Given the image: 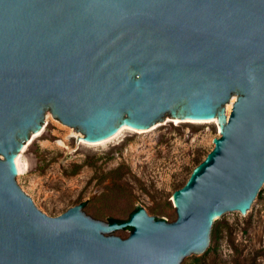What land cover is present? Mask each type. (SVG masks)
Returning a JSON list of instances; mask_svg holds the SVG:
<instances>
[{
  "label": "water",
  "instance_id": "obj_1",
  "mask_svg": "<svg viewBox=\"0 0 264 264\" xmlns=\"http://www.w3.org/2000/svg\"><path fill=\"white\" fill-rule=\"evenodd\" d=\"M48 109L90 141L217 113L222 134L176 190L175 220L141 204L129 218H96L89 198L50 215L16 179ZM0 153V264L209 256L213 224L247 216L264 193V0H0Z\"/></svg>",
  "mask_w": 264,
  "mask_h": 264
},
{
  "label": "rangeland",
  "instance_id": "obj_2",
  "mask_svg": "<svg viewBox=\"0 0 264 264\" xmlns=\"http://www.w3.org/2000/svg\"><path fill=\"white\" fill-rule=\"evenodd\" d=\"M228 103L226 120L231 112ZM45 119L18 153L21 170L16 179L50 215L89 198L83 209L96 218H129L141 204L150 215L175 220L176 190L222 134L219 120L176 122L167 117L143 130L126 127L96 142L83 139L85 133L53 117L50 109ZM216 222L220 233L214 234L211 254L190 258L185 264H264V193L247 216L237 211ZM131 230L120 227L111 233L126 237Z\"/></svg>",
  "mask_w": 264,
  "mask_h": 264
},
{
  "label": "bare ground",
  "instance_id": "obj_3",
  "mask_svg": "<svg viewBox=\"0 0 264 264\" xmlns=\"http://www.w3.org/2000/svg\"><path fill=\"white\" fill-rule=\"evenodd\" d=\"M237 98H236V95H234V96H232V98L229 100V103H228V110L230 111L231 109H232V106H233V103L235 102V100H236ZM174 119H176V118H174ZM179 120V119H178ZM177 120V121H178ZM187 120H219V117H217V116H214V117H212V118H189V119H187ZM128 128V127H130V128H135V127H133V126H130V125H123V126H121L117 131H115L113 134H111V135H109V136H107L106 138H104V139H101V140H98V141H103V140H107V139H110V138H112V137H114V136H116L117 134H119V132H121L124 128ZM221 128V125H220V122H219V129ZM138 129V128H137ZM143 130V129H142ZM220 132L222 133V130L220 129ZM97 142V141H96ZM19 157H20V155L18 154L17 155V157H16V162H17V168H18V172L21 170V167H20V159H19ZM175 201H176V199H175Z\"/></svg>",
  "mask_w": 264,
  "mask_h": 264
},
{
  "label": "trees",
  "instance_id": "obj_4",
  "mask_svg": "<svg viewBox=\"0 0 264 264\" xmlns=\"http://www.w3.org/2000/svg\"><path fill=\"white\" fill-rule=\"evenodd\" d=\"M129 227H131V226H129ZM213 230H214L215 236L217 237L219 235V233H220V223L215 222L214 225H213Z\"/></svg>",
  "mask_w": 264,
  "mask_h": 264
}]
</instances>
